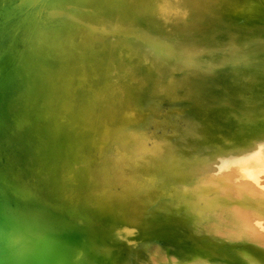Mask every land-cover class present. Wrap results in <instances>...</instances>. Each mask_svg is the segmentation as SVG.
<instances>
[{"label": "bare ground", "instance_id": "6f19581e", "mask_svg": "<svg viewBox=\"0 0 264 264\" xmlns=\"http://www.w3.org/2000/svg\"><path fill=\"white\" fill-rule=\"evenodd\" d=\"M257 2L0 0V264H150L144 247L164 243L172 234L163 214L175 206L180 212H225L232 206L230 192L241 200L233 205L239 211L233 217L235 228L243 232L249 221L264 226V207H253L247 200L249 192L260 188L249 169L264 165L259 150L264 143V12ZM248 18L255 23L242 28L241 20ZM113 78L121 85L113 86ZM94 81L102 84L95 86ZM164 92L172 95L174 113L180 116L186 102L228 106L253 129L252 147L223 161L191 159L196 144L172 124L148 146L147 124L158 119L157 105ZM19 98L24 110L36 100L45 113H33L34 119L33 108L26 114L21 108L14 114L10 104ZM18 113L22 119L15 118ZM41 118L50 125L39 128ZM99 128L111 138L108 145L115 146L114 155L119 153L115 172L111 168L94 173L99 159L73 154L88 143V135H100ZM26 129L32 144L39 143L37 152L24 144ZM86 135L88 140L83 139ZM63 139L69 143L63 145ZM107 146L99 148L103 152ZM39 151L49 157L44 159L65 161V177L81 193L94 196L87 190L111 175L117 190L110 189V196L100 193L94 200L100 195L116 197L120 189L129 194L143 189L148 194L137 202L148 199L144 205L153 210L140 218L128 214L117 223L124 213L111 212L110 199L104 197L96 204L93 200L97 206L91 208H100V217L112 224L97 217L82 220V209L57 199L56 203V195L27 169L24 154L36 164ZM41 173L37 170L35 175ZM181 189L182 196L177 197ZM198 196L206 203H199ZM128 203L120 205L125 208ZM167 246L182 251L176 264H264L263 250L252 242L238 245L187 233Z\"/></svg>", "mask_w": 264, "mask_h": 264}, {"label": "rangeland", "instance_id": "374dc122", "mask_svg": "<svg viewBox=\"0 0 264 264\" xmlns=\"http://www.w3.org/2000/svg\"><path fill=\"white\" fill-rule=\"evenodd\" d=\"M257 3H258V7L264 12V0H258ZM15 69H17V66H15ZM56 69L59 70L62 68L56 66ZM73 69L70 68L69 70L73 71ZM86 70L88 71V69H86ZM86 70L84 69V71H86ZM74 71H75V69H74ZM137 71L140 72V71H142V69L139 68ZM95 79H96L95 81L98 82V78H95ZM113 80L115 82H113ZM16 81L17 80L14 79L13 83H15ZM95 81L93 82V85H95V86L98 84L99 85L102 84V83H95ZM111 83L115 84L113 86L118 87V85L119 86L121 85V80L118 82L117 78H113ZM12 84H10V85H12ZM141 87L142 86H138V90L142 89V90L146 91V94L148 95L147 90H145ZM143 92L141 95H143V94L145 95V92L144 93ZM165 92L162 93V95L160 97L161 104L157 105V111L159 114L158 119H152L147 124L146 130L148 132V140H147L148 146H150L153 141L160 140V138L162 136L160 134H162V131L163 130L168 131L169 130V124H172L174 126H179L183 129V131L186 133V136L184 139L189 138L192 141H194V143L196 144V148H195V151L192 152L191 159L197 158L198 160H201L203 162H207L211 158H216L219 161H223L229 157H232L233 155H235L237 153L246 152L252 147L253 142L251 141V137L254 135L253 129L244 126V124L241 123L232 114V112L230 111L228 106L215 105V104L210 103L209 101L186 102L180 108L181 109V112H180L181 116H180V115H176L174 113V108L176 106H174V103L172 102V100H173L172 95L166 94ZM84 96H86V95L83 94V96H79V97H80V99H82L81 97L84 98ZM18 100L19 101H17V99L13 100V101H11V104H10V107L15 110L14 114L19 112L18 110H20L23 107L22 98H19ZM16 101L18 103H20V104L22 103V104L19 106ZM14 104H16V105H14ZM30 104H32V105L34 104L33 106L31 105V107H30V108H33V110L30 108L28 110L27 109L24 110L25 108H22L24 111H22V109H21L20 113L24 112V114H26L28 111H30L29 113H31V110H32V114L37 112L36 114H38V116H41V114L45 110V109H43L44 107L42 106L39 108L38 101L36 102V100H32L30 102ZM162 104H164V105H162ZM14 106L16 108H14ZM17 107H19V108H17ZM35 108L37 109V111L34 110ZM40 110H43V111H41V113H40L39 112ZM121 111L128 112V111H124V109H121ZM121 111H119L118 114L122 113ZM129 111H131V109H129ZM20 113L15 115L16 119H22V117L18 116ZM34 116L35 115L33 114L32 117L35 119ZM37 122H38L37 125L39 128H44L46 125H50L43 118L39 119ZM99 129H101V128H99ZM101 130L100 131L98 130V132H100V135H99V133L98 134L92 133L93 135H88V137H91L90 140L93 138L91 140V143L89 142L90 140L86 141V142H88L87 144L84 143L83 146L79 147V149H78L79 153L75 151V152H73V154H78L79 156L85 157L86 159H93V158L99 159V162L101 164L100 165L94 164V167H93L94 173L95 172L96 173L101 172L102 170L111 169V168L115 172V167L117 165L116 158H117V155L119 153H117V155H114V153L111 151V149L115 146L108 145L110 143L111 138L108 137L107 135L105 137V135L102 134V133L105 134V130H104V132H103V130L102 131ZM27 131H28V129L25 130L24 135H23L24 140H26V141H24L25 142L24 144L25 145H33L32 147H34L35 152H37L38 149H40L39 143L33 140L34 143L32 144L31 140L28 139L29 136L27 135ZM96 135H98V136H96ZM101 135H102V137H101ZM96 138L101 143L97 142L98 144H96L95 142L98 141ZM105 138H108V141H107L108 143L106 142ZM83 139H87V135ZM103 139L105 140V142L107 144L103 141ZM63 141H62L63 145L66 144V142L69 143V141H66L64 139H63ZM89 143L91 145H89ZM100 144L102 146H100ZM96 146H97V148H96ZM105 146H107V148L105 151L102 152V150H100V148H103ZM73 148H76V147H73ZM98 150H100V151H98ZM126 150H127L126 152H128L130 149H126ZM176 150H177V147L176 148L174 147V151H176ZM259 150L261 152L262 159H264V143L261 144ZM80 152H81V155H80ZM41 154H42V151L41 152L39 151L37 154L38 159L41 160V161L38 160V162L36 163L37 166H36V164L31 162V160L28 158V156L26 154H24L25 159L26 160L28 159L27 169L29 168L28 170L31 173L32 177L37 182L41 183L48 193L50 192V193H53L56 195V198H54L56 203H58V201H60L62 203H67L70 206V208L79 207L80 209H82L81 215L84 216V217H82L83 218L82 220L89 221L90 219H87V218H94L95 219L97 217L96 219H98L99 221L101 218L102 222L112 224L111 222L107 221L103 217H100V214H101V212H99L101 210L100 208L92 209L93 207L97 206V205L95 206L96 202L98 203V201L99 202L102 201L101 198H104V197H106V201H108L109 199L111 200V201L109 200V202H111V204H112L110 206L111 212L114 211L115 214L116 213L118 214V212H119V214L124 213V215H121V216L118 214L120 217H119V220L117 221V223H122L125 220V218H127L126 216L128 214H129L128 217H130V218L131 217L133 218V216L135 218H140L141 216H143L144 214L149 212L148 209H151V211L153 210V208H151L149 206V204L144 205L145 202L144 203L143 202H137L140 200L144 201L146 196H147L146 194H148V193H146L145 190L143 191V189L139 193H138V191H133L132 194L131 193L129 194V192L126 193L122 189H120V193H117L118 196L115 195L116 197H113L114 195H112L111 198H109L108 196L102 197L103 195H107L108 191H110V189L117 190L116 188L114 189L111 185V182L109 179V178H111V175H108L105 177V179H106L105 182H103L101 184L98 183L94 186V188H91V190H87L88 192L96 193L94 196L81 193L80 188L78 187L77 184L73 183L71 180L68 181L66 179V177H65V164H66V162L65 161H64V163L60 160H58V161L56 160V162H54L55 160L50 161L51 159H44L46 156L44 155L42 157ZM40 156H41V158H40ZM46 158H49V157H46ZM53 163H54V165H53ZM41 164H42V166H41ZM44 164H46V165H44ZM50 164H52V165H50ZM46 167H48L47 168L48 171H47ZM251 167L252 168L249 169L248 173H250L252 175L251 179L253 180V183L258 182V184L260 185V188L258 189V191H255L253 193L249 192V193H251V197H250V195H248L249 194L248 193L247 194V200L251 202L253 207H255L256 205H257L256 207H258V206H260V204L264 207V165H259V166L251 165ZM36 168H38V169H36ZM100 169H102V170H100ZM122 169H124V168H122ZM37 170L40 173L41 172L42 173L35 175V172ZM125 170L126 169H124V171ZM238 172L239 171L234 172L235 175L232 176V182L234 184L236 183L235 181L237 180ZM248 173H246V174L248 175ZM215 180L217 181L219 179L216 178ZM215 190H217V189H215ZM261 190H263V192H261ZM178 191H179V189H178ZM123 192L125 194H123ZM142 192H144V194H142ZM147 192H148V190H147ZM182 192H183V190L181 189V192H177L176 196L181 197ZM100 193L103 194V195H100V197H101L100 200H99V197H97L98 199L96 198L97 201L94 200V198L97 195H99ZM217 193H219V194L223 193L224 194V192H220L218 190H217ZM231 193H233V194H231ZM120 194L124 195V196L122 195V197H121L123 199L121 201V203H123V201H125L127 203L129 201H132V202H130V204L128 203L130 206H128V207L125 206V208H124L123 206L120 205L121 204L120 203L121 199L119 196ZM234 194H236V193L230 192L227 194V196L229 195L228 197H230L229 200H231L230 204L232 206H231V208H228L225 212H215V214H214V213L202 211L200 209H195L193 211L191 210V211H187V212L186 211L180 212V210H182V209L177 208V206H175L176 208L173 207V208L169 209V214H167L168 212H166L165 214H163L164 215L163 217H164L165 221H167V223L170 226V229L172 232L171 237H169V239L165 240V242H164L165 244L164 243H158L157 244V243L152 242V243H149V247H144V251L148 254V258H146L147 262L150 264H164L166 262L176 264V262H178L180 260V256L182 254V251L178 250V249H172V248H170V246H167V244L172 243V241L177 239L179 237V235L181 236V235L187 234V233H191V235H197L201 239L217 240L219 242L220 241L221 242L228 241V242H231L232 244L235 243L238 245L249 244L250 242H252L254 247H257V248L263 250V252H264V226L259 227V226L254 225L253 222L249 221V222H246V224L248 223V225L250 224V226L244 225L243 228L240 227L242 230L245 229L243 232L241 230H238L237 228H235V223L233 222V217L236 214H238L239 211L237 209H235L234 208L235 206H233V205H237L239 202H241V200L239 199V196H237V194L236 195H234ZM255 194H256V196H255ZM133 195H134V197H132ZM140 195H144V196H141V198H140ZM194 195L196 196L198 194L195 193ZM194 195H192L193 196L192 198L195 197ZM125 196L127 198L129 196L130 199L124 200L123 197H125ZM176 196H174V198L179 199V198H176ZM112 197H113V200H112ZM117 197H119V199ZM200 197L198 196V199L200 198L201 200L199 199L200 200L199 201L197 199V201H199V203H202V205H203V203L205 204L206 201L202 202V200H204V199L202 196H200ZM256 197H258L259 199ZM107 198H108V200H107ZM255 198H256V200H255ZM116 199L119 201L120 204L118 203V201ZM93 200L95 203L94 205H93ZM253 200H255L254 203L252 202ZM112 201H113V203H112ZM149 201L150 200L147 199L146 203ZM134 203L136 205H133ZM138 204L142 205V207L141 206L139 207ZM118 205H120L121 207ZM134 206H135V208H134ZM116 207H118L119 209ZM121 208H122V210H120ZM126 208H127V210H126ZM143 208L144 209L147 208L146 212ZM87 209H90V212ZM124 210H125V212H124ZM164 211H166V210H164ZM125 213H126V215H125ZM94 215H95V217H94ZM123 216L125 218H123ZM228 216H229L230 220H229ZM230 221L233 223H231ZM246 227H247V229H246ZM257 231L259 232V235H257ZM250 233L252 234V236H250L251 235ZM248 234H250V235H248ZM254 243L257 244V246H255Z\"/></svg>", "mask_w": 264, "mask_h": 264}, {"label": "water", "instance_id": "95a60500", "mask_svg": "<svg viewBox=\"0 0 264 264\" xmlns=\"http://www.w3.org/2000/svg\"><path fill=\"white\" fill-rule=\"evenodd\" d=\"M254 8H256V7H254ZM254 23H255V21H253L252 19L248 18V19L241 20L240 24H241L242 28L246 29V28L252 26V24H254ZM162 105H164V104H162Z\"/></svg>", "mask_w": 264, "mask_h": 264}]
</instances>
